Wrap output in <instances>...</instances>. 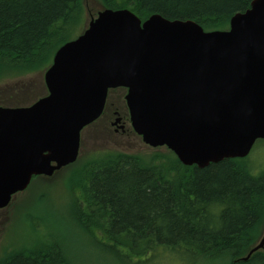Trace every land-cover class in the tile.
I'll use <instances>...</instances> for the list:
<instances>
[{"label":"water","instance_id":"water-1","mask_svg":"<svg viewBox=\"0 0 264 264\" xmlns=\"http://www.w3.org/2000/svg\"><path fill=\"white\" fill-rule=\"evenodd\" d=\"M43 79L45 95L0 105V209L33 176L77 159L82 130L117 87L126 88L130 125L147 146L199 168L246 157L264 139V0L212 31L191 19L153 13L142 21L127 8H101L55 51ZM262 249L264 230L242 259Z\"/></svg>","mask_w":264,"mask_h":264},{"label":"trees","instance_id":"trees-1","mask_svg":"<svg viewBox=\"0 0 264 264\" xmlns=\"http://www.w3.org/2000/svg\"><path fill=\"white\" fill-rule=\"evenodd\" d=\"M251 1L97 0L100 8L92 13L89 0H0V83L10 76L44 72L55 51L81 34L101 8H127L142 21L153 13L191 19L212 31L228 29L230 17ZM24 88L1 91L0 104L10 105ZM115 89L120 112L128 117L125 87L109 89L106 104ZM151 150L99 151L93 159L91 154L81 159L80 153L53 175L87 161L73 170L79 173L69 191L74 229H85L102 240L105 249L121 246L136 264L161 254L187 258V264H264V249L242 259L263 231L264 168L256 174L247 156L199 168L182 164L166 147ZM43 179L33 176L29 186ZM52 237H40L6 254L5 248L0 264H77Z\"/></svg>","mask_w":264,"mask_h":264},{"label":"rangeland","instance_id":"rangeland-1","mask_svg":"<svg viewBox=\"0 0 264 264\" xmlns=\"http://www.w3.org/2000/svg\"><path fill=\"white\" fill-rule=\"evenodd\" d=\"M88 4L93 9L92 13H95L96 8H100L97 0H89ZM43 73L40 71L24 76L14 75L1 81L0 89H7L4 91L6 93H9V89L17 84L20 88L25 87L21 93L18 92L19 95L15 99L8 102L10 105L4 106L27 105L45 95ZM112 99L114 100V97ZM108 113L110 114V111ZM124 119L126 132L122 134L114 132L104 118L86 128L81 136L80 158L84 159L91 154L89 158L93 159V153L99 151L120 150L142 154L153 152L154 150L143 143L134 132L129 118L122 120ZM246 159L248 164L254 167L256 174L264 168V139L255 142ZM85 163L87 161L83 160L74 168L68 167L54 177H44L45 179L42 180L44 183L34 182L33 186H28L26 190L17 193L6 209H0V257L5 248H7L6 254L40 237L51 235L53 239L63 244L77 264H136L127 254H124L126 251L121 246H117L114 251L105 249L100 242L102 240L84 231L85 229H74L73 225L76 226L77 222L73 216L75 211L69 191L79 175L73 170L79 169ZM45 184L50 188L43 189ZM76 194L79 196L78 192ZM16 206H20L19 211H15ZM262 225L264 230V221ZM183 262L190 263L187 258L168 257L166 254H161L154 260L144 261V264H184Z\"/></svg>","mask_w":264,"mask_h":264},{"label":"flooded vegetation","instance_id":"flooded-vegetation-1","mask_svg":"<svg viewBox=\"0 0 264 264\" xmlns=\"http://www.w3.org/2000/svg\"><path fill=\"white\" fill-rule=\"evenodd\" d=\"M119 90H114L112 93L113 95H110L111 101L109 102V104L105 105L101 115L92 123L88 124L87 126H85V128L83 130H85L86 128H89L90 126H93L97 123V121L101 118H104V120H106L109 124V126L112 127L113 131L116 133H124L126 132V128H125V119L122 120L123 118H129L126 117V115L121 114L120 112V102L119 100H117V93ZM114 97V100L112 99V97ZM126 104V103H125ZM127 109V107H126ZM108 111H110V114L108 113ZM127 113H128V109H127ZM125 116V117H124ZM137 136L141 139V137L137 134Z\"/></svg>","mask_w":264,"mask_h":264}]
</instances>
